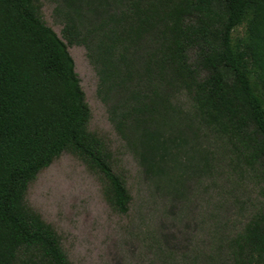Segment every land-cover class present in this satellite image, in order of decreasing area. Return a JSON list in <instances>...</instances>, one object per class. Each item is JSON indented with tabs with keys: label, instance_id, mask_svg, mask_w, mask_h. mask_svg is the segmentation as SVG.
I'll return each instance as SVG.
<instances>
[{
	"label": "trees",
	"instance_id": "1",
	"mask_svg": "<svg viewBox=\"0 0 264 264\" xmlns=\"http://www.w3.org/2000/svg\"><path fill=\"white\" fill-rule=\"evenodd\" d=\"M53 15L61 38L39 0H0V264H70L24 201L63 153L98 177L114 213L131 205L125 175L88 130L68 46L85 49L127 151L157 169L151 186L242 180L255 190L238 228L161 264H264V0H59Z\"/></svg>",
	"mask_w": 264,
	"mask_h": 264
},
{
	"label": "rangeland",
	"instance_id": "2",
	"mask_svg": "<svg viewBox=\"0 0 264 264\" xmlns=\"http://www.w3.org/2000/svg\"><path fill=\"white\" fill-rule=\"evenodd\" d=\"M58 1L39 0L42 21L61 38L62 26L53 15ZM244 36L242 26L232 39ZM67 50L90 110L88 130L110 150L132 198L126 215L114 213L103 198L98 177L68 153L37 175L28 186L25 204L55 230L69 263L161 264L165 253L179 256L207 247L216 232L238 228L251 212L248 198L255 197L248 182L190 180L169 191L151 186L158 171L135 159L116 135L98 97V78L85 49L68 46Z\"/></svg>",
	"mask_w": 264,
	"mask_h": 264
}]
</instances>
